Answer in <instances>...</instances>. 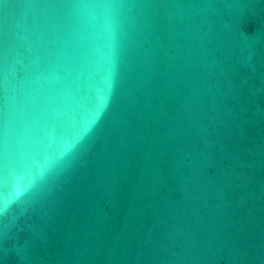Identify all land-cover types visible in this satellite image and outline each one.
Here are the masks:
<instances>
[{"label":"water","instance_id":"water-1","mask_svg":"<svg viewBox=\"0 0 264 264\" xmlns=\"http://www.w3.org/2000/svg\"><path fill=\"white\" fill-rule=\"evenodd\" d=\"M0 264H264V0H0Z\"/></svg>","mask_w":264,"mask_h":264}]
</instances>
